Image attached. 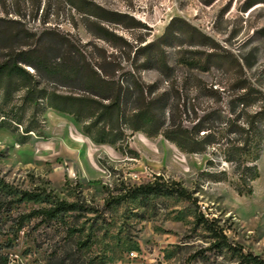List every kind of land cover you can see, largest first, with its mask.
<instances>
[{"label":"rangeland","instance_id":"rangeland-1","mask_svg":"<svg viewBox=\"0 0 264 264\" xmlns=\"http://www.w3.org/2000/svg\"><path fill=\"white\" fill-rule=\"evenodd\" d=\"M0 38L4 46H41L52 60L76 52L117 77L135 72L160 91L223 110L251 89L264 96V0H0ZM163 59L166 75L156 63ZM203 88L214 98L203 96ZM42 118V135L0 127V175L23 189L85 199L99 212L68 217V225L80 228L71 237L66 225L39 220L17 235L4 233L9 223L0 264H245L212 248L214 239L195 222L198 207L219 220L231 242L264 259V151L254 192L240 195L230 181L203 173L208 154L184 153L163 136L129 132L134 157L94 142L73 116L47 109ZM76 140L88 144L101 176L88 175ZM220 168L232 172L228 163ZM158 176L182 182L198 205L152 195L106 206L128 186ZM43 205L24 203L14 214Z\"/></svg>","mask_w":264,"mask_h":264},{"label":"trees","instance_id":"trees-1","mask_svg":"<svg viewBox=\"0 0 264 264\" xmlns=\"http://www.w3.org/2000/svg\"><path fill=\"white\" fill-rule=\"evenodd\" d=\"M3 41L0 38V127L22 132L25 137L42 135L43 114L53 109L73 116L94 142L122 151L128 149L134 157L139 154L129 147V132L163 136L184 153L208 154L207 170L203 173L210 180L230 181L240 195L254 192V181L260 176L258 161L264 151V96L259 91L243 93L232 101L229 110H223L182 98L173 90L160 91L135 72L117 77L76 52L69 51L52 60L41 46H4ZM156 63L166 75L170 69L167 62L163 59ZM211 90L200 91L203 96L214 98ZM256 104H260L259 109L252 111ZM223 162L231 165V173L220 168ZM152 195L177 196L198 205V199L182 182L165 181L158 176L153 182L128 186L107 199L106 206ZM29 202L44 205L14 214ZM98 212L85 199L64 200L47 187L23 189L0 175V237L9 223L10 228L4 233L17 235L34 220H39L37 224L66 225L67 236L71 237L80 228L68 225V217L78 221ZM194 216L195 222L214 239L212 248L227 250L245 264H264L260 255L245 253L243 247L231 242L218 219L205 216L199 207Z\"/></svg>","mask_w":264,"mask_h":264},{"label":"crops","instance_id":"crops-1","mask_svg":"<svg viewBox=\"0 0 264 264\" xmlns=\"http://www.w3.org/2000/svg\"><path fill=\"white\" fill-rule=\"evenodd\" d=\"M76 141H78V143H79V148L78 149H82L83 150V158H82L81 161L86 166V171H87L88 175L94 176V177L101 176V170L99 169L98 165L96 163L93 164L90 161V159H89L90 151H89L88 144H84L80 140H76Z\"/></svg>","mask_w":264,"mask_h":264}]
</instances>
